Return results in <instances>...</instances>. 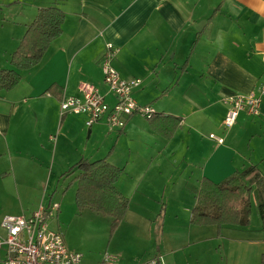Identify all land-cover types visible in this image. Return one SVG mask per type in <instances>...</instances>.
<instances>
[{
	"label": "crops",
	"instance_id": "crops-1",
	"mask_svg": "<svg viewBox=\"0 0 264 264\" xmlns=\"http://www.w3.org/2000/svg\"><path fill=\"white\" fill-rule=\"evenodd\" d=\"M49 7H58L65 13L62 35L50 45L38 66L22 72L18 86L0 96V169L7 159L16 157L9 170L5 167L0 172V185L1 177L13 176L12 183L4 182L2 190L12 191L16 197L12 206L18 205L1 210L3 214L31 216L41 206L59 204L54 197L45 204L50 196L49 184L43 174L38 182L40 192L38 167L44 165L47 138L56 133V150L66 151L72 159L64 167L79 161L78 153L86 154L87 148L80 153L76 143L78 134L87 127V118H62L60 105L64 96L79 97L82 83L107 93L102 72L107 44L119 50L113 65L121 77L142 81L133 94L139 105L183 119L171 140L154 133L149 122L142 128L146 138L160 142L162 157H180L178 149H173L175 142L182 145L181 157L189 166L191 159L196 160L189 155L194 153L200 158L204 149L209 151L207 163L198 164L199 185L204 178L220 183L251 166H257L264 175V102L260 116L242 113L228 138L215 134L221 133L227 113L224 97L250 95L264 81V0H0L1 69L7 68L10 56L39 11ZM2 44L11 49L2 48ZM108 102L114 104L111 97ZM138 123L133 116L125 129L116 133L131 134ZM101 124H95L89 130L91 134L94 128L98 132L105 129ZM207 135L223 138L224 144L206 139ZM111 155L104 159L109 161ZM16 166L24 176H16ZM143 179L144 174L137 181ZM21 189L37 193V198L24 202L20 199ZM7 200L11 205L8 197ZM59 205L62 211L63 205ZM190 226L181 232L189 246L198 243L205 235L203 230L210 228ZM233 246L234 255H242L240 261L229 264H248L244 259L252 247L237 243ZM254 252L257 259L264 255V243ZM162 256L154 258L160 257L163 264H175L170 253ZM103 261L99 259L95 264ZM259 262L260 259L253 264Z\"/></svg>",
	"mask_w": 264,
	"mask_h": 264
},
{
	"label": "rangeland",
	"instance_id": "rangeland-1",
	"mask_svg": "<svg viewBox=\"0 0 264 264\" xmlns=\"http://www.w3.org/2000/svg\"><path fill=\"white\" fill-rule=\"evenodd\" d=\"M2 22L3 19L0 16V25ZM2 48L11 49V46L2 44ZM13 54L10 56V63L7 64L6 69H12ZM1 93L4 91H0V96H2ZM135 118H138L139 123L131 134L128 131L125 134L110 133L105 121H102V124L99 123L100 127L105 129L103 128L101 132L94 128L90 136V129L86 127L85 131L77 136L76 144L80 149L79 152L83 153V150L87 148L85 155L78 153L79 161L85 157L89 162H95L106 158L111 153L109 162L125 168V174L117 187L130 199V210L114 233L111 227L112 218L90 209L78 210L76 192L80 167L75 168L72 173L69 172L79 161L73 160L72 166L64 167L63 165L72 159L66 151L56 150L55 141H52L51 137L47 138V151L44 152V161H42L44 165L42 168L38 167L37 184L41 192L39 183L44 174L49 184L48 195H50L44 200L45 204L50 197H54V202L63 205L62 211L53 213L49 219L51 230L62 234L67 247L83 256V264H95L107 253L119 258L116 264H143L155 256H164L166 253L171 254L170 258L175 264H229L231 261H240L242 255V253L234 255L233 243L252 247L251 252L244 259L248 264H253L258 259H260L259 264H264V255H260L257 259L254 252L264 243L262 222L256 204L251 209L249 227L227 226L222 229L221 235H218L216 227L207 228L217 231L213 234L205 228L203 230L206 231L205 235L198 243L187 245L181 232L191 227L189 221L191 211L196 204L195 197L200 188L197 180L201 176L199 171L201 167L198 164L204 166L207 163L210 156L206 152L209 151L204 149L202 153H199L203 155L200 158L194 153L189 155L191 158L192 156L196 158V160H190L189 166L185 158L181 157L182 145L175 142L173 149H178L180 157L176 156L167 160L161 156L160 142L146 138V133L141 132L142 128L148 124V120L139 115ZM231 132L232 130L221 126V133L215 134H220L226 139ZM209 136L207 135L206 139H209ZM155 139L161 140L158 137ZM210 146L212 150L213 144ZM15 158L11 156L10 161L7 159L2 165L9 170ZM5 167H2L0 172ZM143 174L144 179L138 182L137 178ZM17 175L24 176L22 169L18 171L17 168ZM7 178L1 177L3 184L6 181L12 183L13 176L9 175ZM3 184L0 185V207H2L0 238L7 236L6 230L2 227L5 216L14 215V213L3 214L1 210L18 206L17 204L12 206L16 202L14 200L16 197L9 189L2 190ZM32 188L33 185H31ZM19 194L20 199L26 203L33 202L37 198V193L33 191L21 189ZM7 197L11 205L8 204ZM26 207L29 205L27 204ZM6 259V250H0V264H6Z\"/></svg>",
	"mask_w": 264,
	"mask_h": 264
},
{
	"label": "trees",
	"instance_id": "trees-1",
	"mask_svg": "<svg viewBox=\"0 0 264 264\" xmlns=\"http://www.w3.org/2000/svg\"><path fill=\"white\" fill-rule=\"evenodd\" d=\"M64 22L65 13L58 7L39 11L12 56V69L0 70V91L14 89L22 81V72L43 61L50 45L62 35ZM148 122L154 133L171 140L183 119L156 113ZM77 167H80L76 192L78 210L90 209L112 218L114 233L130 210V200L117 187L125 168L111 164L108 159L82 160L69 173ZM200 185L191 212V225L216 227L219 235L227 226L247 228L251 223L252 206L256 204L264 232V175L257 166L236 171L220 183L204 178Z\"/></svg>",
	"mask_w": 264,
	"mask_h": 264
},
{
	"label": "built area",
	"instance_id": "built-area-1",
	"mask_svg": "<svg viewBox=\"0 0 264 264\" xmlns=\"http://www.w3.org/2000/svg\"><path fill=\"white\" fill-rule=\"evenodd\" d=\"M119 50L112 44H107L102 60V72L107 93L99 87L82 83L79 86V97L64 96L61 101V116H85L86 126L91 129L95 124L105 121L110 133L122 132L127 120L133 116L151 119L157 112L150 106H141L134 98V91L142 85L139 79L124 80L115 69L113 63ZM264 61V55H263ZM50 96V95H48ZM114 104L108 102V98ZM227 106V113L223 126L231 130L237 124L242 113L258 117L261 115L264 102V81L259 89L250 95H230L223 99ZM219 145L224 139L211 135ZM52 141L57 137H52ZM60 211V205L52 204L49 208L41 206L31 216H6L2 227L7 236L0 238V250H6V264H83V256L71 252L63 235L50 229V217ZM119 258L106 254L102 264H116ZM143 264H163L160 257H156Z\"/></svg>",
	"mask_w": 264,
	"mask_h": 264
},
{
	"label": "water",
	"instance_id": "water-1",
	"mask_svg": "<svg viewBox=\"0 0 264 264\" xmlns=\"http://www.w3.org/2000/svg\"><path fill=\"white\" fill-rule=\"evenodd\" d=\"M91 134V131H89V135Z\"/></svg>",
	"mask_w": 264,
	"mask_h": 264
}]
</instances>
